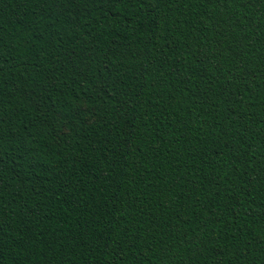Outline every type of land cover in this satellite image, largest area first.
Here are the masks:
<instances>
[{
	"label": "trees",
	"instance_id": "obj_1",
	"mask_svg": "<svg viewBox=\"0 0 264 264\" xmlns=\"http://www.w3.org/2000/svg\"><path fill=\"white\" fill-rule=\"evenodd\" d=\"M0 264H264V0H0Z\"/></svg>",
	"mask_w": 264,
	"mask_h": 264
}]
</instances>
